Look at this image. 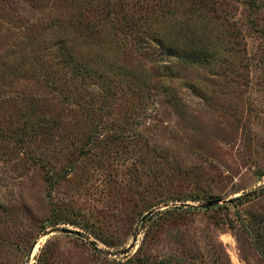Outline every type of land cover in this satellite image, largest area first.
<instances>
[{
	"label": "rangeland",
	"instance_id": "rangeland-1",
	"mask_svg": "<svg viewBox=\"0 0 264 264\" xmlns=\"http://www.w3.org/2000/svg\"><path fill=\"white\" fill-rule=\"evenodd\" d=\"M0 264H264V0H0Z\"/></svg>",
	"mask_w": 264,
	"mask_h": 264
}]
</instances>
